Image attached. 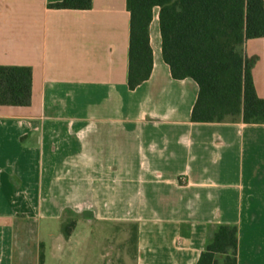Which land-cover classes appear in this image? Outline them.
Here are the masks:
<instances>
[{"label": "crops", "instance_id": "0c3cea01", "mask_svg": "<svg viewBox=\"0 0 264 264\" xmlns=\"http://www.w3.org/2000/svg\"><path fill=\"white\" fill-rule=\"evenodd\" d=\"M62 1L0 0V67L33 72L31 106H0V264H198L222 226L237 264H264V125L192 122L199 87L172 77L158 8L131 91L127 0ZM242 51L264 99V38Z\"/></svg>", "mask_w": 264, "mask_h": 264}, {"label": "trees", "instance_id": "16d2710c", "mask_svg": "<svg viewBox=\"0 0 264 264\" xmlns=\"http://www.w3.org/2000/svg\"><path fill=\"white\" fill-rule=\"evenodd\" d=\"M93 0H63L58 10L87 11ZM131 14L128 85L135 90L152 76L154 52L151 25L160 10L163 58L175 80L192 79L199 96L194 123H222L241 119L264 125V99L256 91L252 69L256 59L242 47L264 38V0H127ZM33 72L29 67H0V106L32 104ZM77 221L65 220L68 239ZM238 229L222 226L213 235L198 264H237ZM44 261L43 248L40 255Z\"/></svg>", "mask_w": 264, "mask_h": 264}, {"label": "rangeland", "instance_id": "374dc122", "mask_svg": "<svg viewBox=\"0 0 264 264\" xmlns=\"http://www.w3.org/2000/svg\"><path fill=\"white\" fill-rule=\"evenodd\" d=\"M66 217H67V220L68 219H72L71 217V214L70 215H66ZM60 227H62V229H63V224H60ZM131 234H132V236H131V238H130V242L128 243V245H127V249H126V253L131 257V258H134V256H135V243H134V235H135V230L134 229H132L131 230ZM79 236H80V239H85V237H92L94 240H99V238L102 236V234H101V232H100V229H96V230H94V232H93V236L91 235V234H89V231H88V229H85V228H81L80 230H79ZM76 256H78V254L76 253L75 254V257ZM75 262V261H74ZM119 262H120V259H119ZM118 262V263H119ZM219 262H221L220 264H224V258H220L219 259ZM121 263H123L124 264V260H121ZM67 264H73V263H71V261L69 260L68 262H67Z\"/></svg>", "mask_w": 264, "mask_h": 264}]
</instances>
